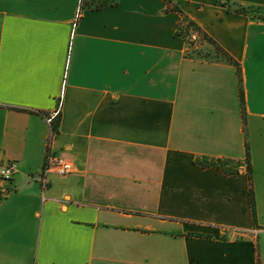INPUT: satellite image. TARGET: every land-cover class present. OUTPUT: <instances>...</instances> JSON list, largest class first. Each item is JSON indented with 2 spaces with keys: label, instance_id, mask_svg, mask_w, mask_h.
Here are the masks:
<instances>
[{
  "label": "crops",
  "instance_id": "1",
  "mask_svg": "<svg viewBox=\"0 0 264 264\" xmlns=\"http://www.w3.org/2000/svg\"><path fill=\"white\" fill-rule=\"evenodd\" d=\"M7 161L0 264H264V0H0Z\"/></svg>",
  "mask_w": 264,
  "mask_h": 264
},
{
  "label": "built area",
  "instance_id": "2",
  "mask_svg": "<svg viewBox=\"0 0 264 264\" xmlns=\"http://www.w3.org/2000/svg\"><path fill=\"white\" fill-rule=\"evenodd\" d=\"M60 102L57 108L46 117V121L51 126V135L50 140L53 136V121L58 118L60 115ZM49 140V145H50ZM16 171V163L14 161H7L0 163V180L8 181L12 178L13 174ZM73 171V164L70 160L65 159L61 156L51 155L50 152L47 153L43 166L40 172L37 174V181L40 183L41 189H45L48 184V175L49 173L55 172L59 175H67ZM1 192V190H0Z\"/></svg>",
  "mask_w": 264,
  "mask_h": 264
},
{
  "label": "trees",
  "instance_id": "3",
  "mask_svg": "<svg viewBox=\"0 0 264 264\" xmlns=\"http://www.w3.org/2000/svg\"><path fill=\"white\" fill-rule=\"evenodd\" d=\"M170 2V0H168ZM169 9L176 10L180 13L182 17V23L179 26L177 30V35H181L183 38L187 40V37H191V32L190 30H195L204 40L212 44L215 48V52L217 54H220L224 58H226L228 61L233 62V59L222 49L217 45V43L205 32L203 31L193 20L188 18L182 11H180L177 6H170ZM239 73V71H238ZM247 162H248V155H247ZM249 168V167H248ZM251 190V189H250ZM251 205H252V217L253 220H255V211H254V201H253V196L251 194Z\"/></svg>",
  "mask_w": 264,
  "mask_h": 264
},
{
  "label": "rangeland",
  "instance_id": "4",
  "mask_svg": "<svg viewBox=\"0 0 264 264\" xmlns=\"http://www.w3.org/2000/svg\"><path fill=\"white\" fill-rule=\"evenodd\" d=\"M171 6H174V4H172ZM190 32H191V37L190 36L187 37V44L189 46L190 53L194 55L201 54L203 57H206V56L210 57V54L212 52L216 53L214 46L210 44L209 42H207L206 40H204L195 30L192 29L190 30ZM204 43L207 44V47L209 49L206 52L204 50H203L204 52H202L201 47H200Z\"/></svg>",
  "mask_w": 264,
  "mask_h": 264
}]
</instances>
